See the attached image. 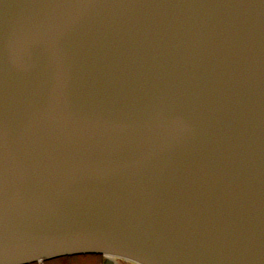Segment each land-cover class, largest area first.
Here are the masks:
<instances>
[{"label": "water", "instance_id": "obj_1", "mask_svg": "<svg viewBox=\"0 0 264 264\" xmlns=\"http://www.w3.org/2000/svg\"><path fill=\"white\" fill-rule=\"evenodd\" d=\"M90 252L264 264V0H0V264Z\"/></svg>", "mask_w": 264, "mask_h": 264}, {"label": "rangeland", "instance_id": "obj_2", "mask_svg": "<svg viewBox=\"0 0 264 264\" xmlns=\"http://www.w3.org/2000/svg\"><path fill=\"white\" fill-rule=\"evenodd\" d=\"M102 256L100 255H84L76 256L67 259H57L56 261H50L45 264H101ZM119 264H132V261H126L124 259H117ZM31 264H40L39 262H33Z\"/></svg>", "mask_w": 264, "mask_h": 264}, {"label": "snow or ice", "instance_id": "obj_3", "mask_svg": "<svg viewBox=\"0 0 264 264\" xmlns=\"http://www.w3.org/2000/svg\"><path fill=\"white\" fill-rule=\"evenodd\" d=\"M79 247H100V248H103V246H76V247H73V248L63 249V251H74V250H77V248H79ZM109 250L123 251V249L117 248V247H111ZM58 254H59V252L53 251V252L44 253L43 255H47V256L51 257V256H55V255H58ZM131 254H135V253H131ZM33 258H35V257H33ZM139 258L143 259V257H139ZM108 264H112V261L109 260Z\"/></svg>", "mask_w": 264, "mask_h": 264}, {"label": "bare ground", "instance_id": "obj_4", "mask_svg": "<svg viewBox=\"0 0 264 264\" xmlns=\"http://www.w3.org/2000/svg\"><path fill=\"white\" fill-rule=\"evenodd\" d=\"M108 258L113 259V260H116V259H115V255L112 254V253H108Z\"/></svg>", "mask_w": 264, "mask_h": 264}]
</instances>
